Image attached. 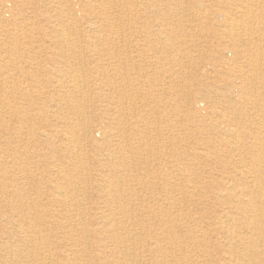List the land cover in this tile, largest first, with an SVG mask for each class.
<instances>
[{
	"label": "rangeland",
	"instance_id": "1",
	"mask_svg": "<svg viewBox=\"0 0 264 264\" xmlns=\"http://www.w3.org/2000/svg\"><path fill=\"white\" fill-rule=\"evenodd\" d=\"M84 1L57 0V3L47 4L40 0H0V48L4 47L6 41H10L6 38V32L18 31V24L26 29L44 31L32 35L31 40L23 44V50L29 51L30 54H24L22 51L18 53H21L19 59L31 62V65L25 64L24 67H32V69L0 70V174L4 179L8 176L12 182L15 181L14 184L18 185L19 183L22 186V192L27 197L20 200L14 196L0 197V242H2L3 233L6 230V225L1 222V219L10 217L14 210L24 209L30 213V217L34 212L46 211V217L42 218L45 221L42 230L46 231L44 235H48L49 246L45 244V249L42 250L45 252L42 261L44 264H67L69 259H71L70 262L73 259L79 261L77 255L68 256L71 254L68 249H72L75 253L85 251V255L80 257L85 264H110L112 251L117 250V244L113 243L107 234L101 237L91 236L88 240L77 235L75 237L69 236L71 231L81 232L82 230L81 223L73 224L70 218L76 215L78 220H86L90 224V229H95L100 227V224H98L97 219L93 220L91 216L94 213H97V216L101 218L111 216L118 204V199H112V196L110 197L111 202L107 203L108 197L105 196V191L107 195L108 188H105L103 180L108 179L110 172L104 167L106 162L99 163L97 160H92L94 153L91 155V148H83L82 144H79L80 146L78 145L75 149L82 156L79 165L85 170L87 174L85 176L88 178L80 185L81 189H76V192H67L65 199L69 203L68 208L70 210L63 212L61 208L49 202L50 195L53 194L45 192V189H52L53 187L48 185L55 186V182L66 187L67 181L72 178L70 169L74 168V165L70 162L66 150L63 149L67 145V140L62 135L51 137L53 140L51 143L56 146L48 147L44 140L35 141L36 137H33V132L39 133V135L42 131L51 132L50 125L61 126L65 122L62 117L70 122L69 107L72 103L67 100V97L62 98L59 95L64 94V91L69 89L66 85L71 83L72 74L66 70H57L58 65L53 63L56 55L51 54L54 50L47 51L46 48L47 44L51 43V39L47 38L45 32L52 34L54 27L60 28L62 32L64 31L62 40H67L69 43L74 42L82 52L83 59L81 62L86 70H79L78 73L81 79L85 77V74L91 77L87 83L93 89L91 95L87 93L91 102H86L88 107L85 111L89 117L96 118L97 122H103L102 125L93 129V134L99 141H104L103 133L107 129L108 123L107 118L98 120L99 108L102 105L109 107L107 96L108 93H111L112 83H120L119 72L130 76L133 74V71L125 65H120L117 76L112 71L105 72L101 69V66L106 68L107 64L115 61L111 52H117L116 46L110 37L115 33L113 26H116V20L121 21V26L126 34H132L135 37L133 39L136 41L130 44L131 48L127 55H134L137 59L138 72L144 76L142 82L149 81L143 86L147 95L142 97L144 101L138 105L139 113L135 115L137 128L149 135L147 143L155 144L162 150H168V152L175 150L174 157H170L166 161H170V165L179 168L186 164H193L188 165L190 166L188 174H184L182 171L177 172L174 167H171L172 172L163 171L161 175H152L151 181H157L153 185L149 181L140 183L138 180L123 184L135 190L133 194H131L132 192L125 193L124 202L130 205V201L133 200V210L137 217L143 219L141 223L149 227L148 231L151 235H147L146 230L145 233L141 234L146 243L157 241L156 238L158 237H164L163 227L160 226L158 218L162 219V214L167 211L168 204L169 207H171V203L176 206L182 200L181 194L183 192H186V199L182 204H179L180 206L177 205V208L183 209V216L195 210L191 206V203L195 201L201 207L202 214L208 213L206 209L208 208L207 197H212L213 193L221 187H223L221 191L223 193L229 183L237 185L240 189L239 181L246 176L245 169L238 168L240 164L238 163L237 152L233 148L231 150L223 146V144L217 143V147L209 144L207 138L213 137L215 132L211 130L201 133L200 125L206 129L215 126L223 132L231 127L239 131L237 139L242 142L248 140L242 132L244 130L242 127H264V91L253 93V89L247 88L249 94L239 96V98L235 93L241 84H246L248 87L253 84L252 80L245 81L242 79V75L245 73L250 75L248 57L257 62L260 70L259 81H264V36L258 32L264 28V0H125V2L133 3L123 4L120 7V17H113L117 14L116 12L107 11L103 13L109 7L108 0H93L94 8L84 6ZM167 2L168 4H166ZM71 5L75 6L78 11L77 15L71 13ZM177 9L179 10L178 13H176ZM166 11L173 13L172 21L175 24H182V29H179L181 34L188 35V43L186 42L183 47L187 49L190 56L188 60L181 62L183 67L175 64L170 65V68L174 69L171 77L174 80L173 86L171 83L172 88L168 92L170 99L163 97L165 93L152 83L151 78L150 80L146 78V73L149 72L151 75L152 72L161 67L156 56L152 55L153 52L149 46H152L156 39L152 32L156 25L165 18L162 17V13ZM15 16L17 23L14 20ZM254 19L256 22L253 21ZM92 22L95 23L96 28L101 33L97 34L92 30V27H88ZM164 24L173 28L172 22L167 19ZM229 24L234 25L235 40L232 42L230 38L224 35V28ZM251 24L256 26L253 25V29H251ZM209 28L217 30V33L209 32ZM204 31L207 32L209 38L202 37L206 34ZM146 32H149V40H147L149 36L146 37ZM53 35L51 36L53 37ZM249 39H252L250 41L253 42L248 43ZM90 40L93 42H91V46ZM123 45H128V43L121 42L120 47ZM260 48H263V52H259ZM236 52L239 53L236 54ZM232 58L233 63L229 61ZM180 71L181 76H179ZM222 93L227 96L228 100L234 98L238 103L245 100L244 103L247 108L252 104L256 105L255 103L258 101L262 106L247 112L248 114L242 115V118L235 117L226 109L227 99L222 97ZM189 95L194 100L192 108L186 102ZM246 102H250V105ZM212 109H216L218 113H210ZM216 117L217 119H215ZM239 127L241 128L239 129ZM19 132H22L23 139L17 138ZM136 136L137 134L131 132L130 141L133 142ZM224 138H226V134H224ZM55 148L56 154H51ZM215 149L219 151L217 156L213 155ZM178 151L188 153L189 159L182 161L175 158L178 156L176 153ZM86 153L91 155L88 159H86ZM18 155L22 156V159H18ZM231 157L232 169L223 168L226 159L229 158L231 161ZM248 157L249 155H247ZM96 158L100 159L101 156H96ZM9 161H13L15 166L11 165ZM260 161V166L264 165V159L263 161L260 159ZM49 163L63 167L68 176L55 175V182H50L48 174L51 176L52 174L49 171L50 167L47 166ZM24 171L29 176L31 172L35 173L42 179V183L36 188L31 182L33 179L31 176L27 180L24 179ZM90 173L92 180L88 175ZM196 174L197 178H194ZM259 176L258 173L253 177L248 175L246 181L251 182V184L260 181V184H263L264 181ZM72 181L77 185L75 180ZM100 188L103 190L102 192ZM40 191L43 192L42 201L38 199L39 194L41 195ZM165 196L171 199L164 201ZM248 196L256 199L255 195L249 194ZM121 199L123 201V195H121ZM152 211L159 213V216L151 215ZM192 214L194 213L192 212ZM191 226L196 238L194 240L188 239L190 231L187 232V228L180 224L176 235L180 237L181 242L178 243V248L181 251L174 255L158 253L162 255L161 262L169 264V258L170 263L173 264L172 256H175L183 259L182 264H227L224 261L225 252L219 253L216 250V245L219 242L222 243L223 240L215 238V235L210 233L209 235L202 234L199 231V226ZM239 228L240 226L236 225V231ZM32 235L29 236L28 234L29 237ZM207 236L209 237L208 241ZM15 239H19L17 243L19 250L28 248L29 243L26 244L25 239L19 237H15ZM101 242L107 246V253L103 258L97 259L93 252ZM207 242L210 246L215 247V251L211 255L213 261L203 253L204 248L208 246ZM87 244L90 246V250H86ZM165 244L167 245V243ZM148 246L151 247V244ZM5 253L0 248V264H28L25 262H32L31 259L22 257L19 260H12Z\"/></svg>",
	"mask_w": 264,
	"mask_h": 264
},
{
	"label": "bare ground",
	"instance_id": "2",
	"mask_svg": "<svg viewBox=\"0 0 264 264\" xmlns=\"http://www.w3.org/2000/svg\"><path fill=\"white\" fill-rule=\"evenodd\" d=\"M40 1L47 4L57 3V0ZM132 3L125 2V0H108L109 7L104 10L103 13H106L107 11H109L110 13L116 12L117 14H115L113 17H120V7H122L123 4ZM166 4H168V2ZM84 6L94 8L93 0H85ZM71 7V13L73 15H77L78 11L76 10L75 6L71 5ZM178 11L179 10L177 9L176 13H178ZM172 14L173 13L166 11L162 13V17H165L167 20L171 21L173 28L165 26L164 22L166 19L164 18L162 22H159V24L156 25L155 29L153 30L152 35L156 39L153 42V45L149 46V48L153 52L152 55L156 56V59L160 63L161 67L155 70L156 72H152L151 75L149 72L146 73V78L149 80L151 78L152 83L155 86L159 87L160 91H163L165 93L163 97H166L168 99H170V94H168V92L170 88H172L174 82V80L171 78L174 69H171L170 65L175 64L181 65V67H183V63L181 64V62L190 58L187 49L183 47V45H186L188 35L181 34V30L179 29H182V24H175L172 21ZM16 16H18V14H16ZM14 20L15 23H17V17ZM253 21L256 22L255 19ZM115 24L116 26H113L115 33L110 37V40L116 46L117 52H111V55L115 58V61L107 64L106 68L101 66V69L105 70V72L112 71L113 73H116L117 76L118 68L120 67V65H125L128 66L131 71H133V74L131 76L129 74L125 75L120 71V83H112L110 87L111 93H108L109 95L107 96L109 107L102 105L99 108L100 115L99 117H97L98 120H102L103 118L108 119V123L106 126L107 129L103 133L104 141H99L93 134V129L99 125H102L103 122H97L96 118L89 117L85 111V109L88 107L86 106V102H91V99H89V94L91 93V91H93V89L87 83V81L91 79V77H88L85 74L86 78L84 77L83 79H81V76L78 73L79 70H86V67L83 66L81 62V60L83 59L82 52L79 50V47H76V44L74 42L69 43L67 40H62L64 31L62 32L60 28H53V37L51 36V33L45 32L47 34V38L51 39V43H48L46 48L47 51L54 50V52L51 54L56 55L53 63L58 65L57 70H66L72 74V77H70L71 83H68L66 85L69 89L64 91V94L59 95L62 98L67 97V100L72 103V105H70L69 107L71 115L70 122L62 117L65 122H63L61 126L53 124L50 125L51 132L42 131L41 135H39V133L37 134L33 132V137H36L35 141L41 142L44 140L45 144L48 147L56 146L51 143L53 141L51 140V137H54L55 135H59L60 137V135H62V137L67 140V145L66 147H63V149L66 150V153L71 160L70 162H72V165H74V168L70 169V176H72V178L67 181L66 187L59 185L57 182H55L54 179L55 175L63 177L68 176L66 170L63 167L54 165L52 163H49L47 165L50 167L49 171L53 176L52 177L48 174V178L50 179V182H55V186L48 185L51 188L53 187L52 189H45V192H50L51 194H53L50 195L51 198L49 202L61 208L63 212L69 211V203L65 199L67 192H76V189H81L80 185L88 178L87 176H85L87 175L85 170L79 165L81 163L82 156H80L77 149H75V147L77 148L79 144H82L83 148H91V155L92 153H94V157L92 156V160H97L99 163L106 162L104 167H106V169H109L110 172L108 179L103 180L105 188H108L107 195L105 191V196L108 197L107 203L111 202V196L112 199H118V204L115 210H113L111 216H103L101 218L100 216H97V213H94L93 216H91L93 220L97 219L98 224H100V227H97L95 229H90V224H88L86 220H78L77 216L73 215L70 218L71 222L73 224L81 223L80 225H82V230L81 232L71 231L69 233V236L72 235V237H75L77 235L88 240L91 236L101 237L107 234L110 240L113 243L117 244V250L112 251V260L110 264H163V262H161L162 255H159L158 253H170L174 255L177 252L181 251V249L178 248V243L181 242L180 237L176 235L179 225L182 224L183 227L187 228V232L190 231L187 237L190 240H194L196 238L191 226L195 225L200 227L199 231H201L202 234L209 235L210 233L215 235V238H219V240L221 239V241L223 240L222 243L219 242L216 245V250L219 253H221L222 251L225 252L224 261L227 264H264V182L263 184H260V181L259 183L257 181V183L254 182L251 184V182L246 181L248 175L253 177L256 176V173H258L260 175L259 177H261V180L264 181V165L260 166V159L262 161L264 159V127H242L244 129L242 132L247 136L248 139L242 142L237 139L239 131L232 129L231 127L227 128L225 132H223L219 131L215 126L209 125L210 127L206 129L202 127V125H200L199 128L202 130L201 133L210 132L211 130L215 132L213 137L209 136L207 138L209 144L216 147L217 143L221 145L223 144V146L228 147L231 150L233 148V150L237 152L239 158L238 163L240 164L238 165V168H240L241 170L245 169L246 171L245 178H242V180H244V183H242V180L239 181L240 189L237 187V185L229 183L228 187L223 190V193H221L223 187L217 189V191L213 193L212 197H207L208 208L206 209L208 210V213L204 214H202V210H200L201 207H199L198 202L195 201L191 203V206L194 207L195 210L186 213L184 216L182 215L183 209H180V207L177 208V205L182 204V202H184L186 199V192H183L181 194L182 200L178 202L176 206L174 205V203H171V207H169L168 204L167 211L162 214V219L158 218L160 226L163 227L162 230L164 232V237H158L156 238L157 241L149 243H146V241L144 240L145 238L141 237V234L145 233V230L147 231V235H151L150 231H148L149 227L146 224L141 223L143 219L137 217L135 211L133 210L134 201H130V205H127V202H124L125 193L132 192L131 194H133L135 190L123 184L138 180L140 183H146L147 181H149L153 185L157 181H151V179L153 178L152 175H161L163 171L172 172L171 167H174L177 172L182 171L184 174H188V170L190 169V166L188 165L193 164H186L183 167L179 168L175 165H170V161H166H168L170 157H174L175 150L173 149L169 151V153L168 150H162L155 144L152 145V143H147V141H149V135L143 133L140 129L137 128L138 125L135 121V115L139 113L138 105L144 101L142 97L147 95V93L145 94V89L143 86L146 85L149 81L142 82V78H144V76H141L139 74L140 72H138L139 64L137 62V59L134 55H127L129 49L131 48L130 44L133 41H136L135 39H133L135 37L132 34L125 33L119 19L116 20ZM230 24L229 26H226V28H224V35L225 37L230 38V41L232 42V40H235V34L234 25ZM253 25L255 24H251V29H253ZM88 27H92V30H94V32H96L97 34L101 33L100 30L96 28L95 23L93 22L90 23ZM119 31H121V33H119ZM208 31L212 32L213 34L217 33V30L212 28H209ZM39 32L44 31L31 30V28L26 29L25 27H21L19 24L18 31L8 33L6 32V38H8L10 41H6V43L3 45L4 47L0 48V70L10 71L32 69V67H24L25 64L31 65V62L29 63L27 60L23 61L19 59L21 53H18L22 51V53L24 54H30L29 51L27 52L26 50H23V44L30 41L32 35H35ZM258 32L262 36H264V28L260 29ZM146 33V37H148L149 32ZM204 33L206 34H204L202 37L209 38L207 32L204 31ZM3 39L5 41V38ZM149 39L150 36L147 38V40ZM250 40L252 39H249L248 43L253 42ZM91 42L92 41L90 40V46L93 43ZM121 42H126L128 43V45H123L122 47H120ZM134 51L136 52L135 49ZM259 52H263V48H260ZM238 53L236 52V54ZM232 60L233 58L231 60L229 59L230 62H232ZM89 62H91L90 59ZM248 64L250 66V75L245 73L244 75H242V79L245 81L252 80L253 84L249 87L246 84H241L240 87H238V90L235 91L238 98L239 96L241 97L243 95L249 94V92L247 93V88H249V90L250 88L253 89V93H261L264 91V81H259L260 70L257 62L254 61V59H250V57H248ZM179 74V76H181V71ZM179 79H181V77H179ZM130 91L131 93H129ZM222 97L224 99H227V96L223 93ZM186 102L188 106H190L191 108L193 107L194 100L190 95L186 98ZM244 102L245 100L238 103L234 98H230V100L227 99L226 109L229 110L233 116L242 118V115L248 114L247 112H251L253 109L260 108L262 106V104H259V101L258 103H255L256 105H250V102H246L250 105L247 108V105ZM165 104H167V102H165ZM174 109H176V106H174ZM210 113L217 114L218 111L216 109H212ZM48 119L50 120V118ZM215 119H217V117ZM240 128L241 127H239V129ZM131 132L137 134L133 142H131L129 139ZM149 134L151 135V133ZM224 134H226V138H224ZM17 138H24L22 132L17 133ZM103 151L105 152L102 154ZM56 152L57 151L55 148V150L53 149L51 151V154H56ZM176 153L178 156H176L175 158L177 159H181L182 161L189 159L188 153H183L182 151H178ZM218 154L219 151L215 149L213 155L217 156ZM91 155L86 153V159H88ZM247 155H249L248 158ZM96 156H101V158L98 159L96 158ZM18 159H22V156L18 155ZM9 163L15 166V163L13 161H9ZM224 163L225 165L223 168L229 167V169H232V157L231 161L229 158H227ZM23 173L25 174L24 179L27 180L30 178V176L33 178L31 182L36 188L39 186V184L42 183V179L39 176L35 175V173L31 172L30 176L25 171ZM88 175L90 180H92V174L90 173ZM194 178H197V174L194 176ZM72 180H75L77 185H75ZM232 180L234 179L232 178ZM10 182H12V179H10L8 176H6V179H4L0 174V197L14 196L19 200L21 198H27L22 192V186H20L19 183L18 186L17 184H14L15 181H13L12 183ZM100 191L102 192L103 190L100 188ZM40 193L41 195L39 194L38 199L42 201L41 197H43V192L40 191ZM249 194L255 195L254 197H256V199L249 197ZM121 195L124 196L123 201L121 199ZM133 198L135 199V197ZM169 199L171 198L165 196L164 201ZM45 212L46 211H40V213L34 212L32 217H30V213L28 211L18 208L12 212V215L10 217L1 219V222L5 223L6 225V230L3 233V240L2 242H0V248L4 250L12 260H19L22 257L24 259H31L33 263L25 262L28 264H44L42 261L45 256V252L42 250L45 249V244L49 246L47 241L48 235H44L46 231L42 230V227L45 224V221L42 219L43 217H46ZM192 212L194 214H192ZM153 213L154 211H152L151 215H155L157 217L159 216V213ZM176 223L177 226H175ZM236 225L240 226L238 231H236ZM28 234L29 236L30 234L33 235L29 237ZM15 237L25 239L26 244L29 243L28 248L25 250H19L17 245L19 239L17 240L15 239ZM208 240L209 237L207 236V241ZM66 243L68 246H70L68 242ZM165 243H167V245ZM148 244H151V247H149ZM206 244H208V246L204 248L203 253L210 257V259L213 261L211 255L215 251V247L210 246L208 242ZM85 248L86 250H90V246H88V244ZM68 250L69 252H71V254H69L68 256L77 255L76 257L79 259V261H74L73 259L70 262L71 259H69V262L67 264H85L80 259L81 256L85 255V251L75 253L72 249ZM93 253V255L97 259H101L107 253V246L103 245V243L101 242L100 245L95 247V251ZM172 258L173 264H182L183 259H181L180 257L176 258L175 256H172ZM168 262L169 264H171L169 258Z\"/></svg>",
	"mask_w": 264,
	"mask_h": 264
}]
</instances>
